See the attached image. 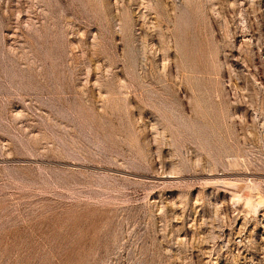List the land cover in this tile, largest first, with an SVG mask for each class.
Segmentation results:
<instances>
[{
	"label": "rangeland",
	"instance_id": "obj_1",
	"mask_svg": "<svg viewBox=\"0 0 264 264\" xmlns=\"http://www.w3.org/2000/svg\"><path fill=\"white\" fill-rule=\"evenodd\" d=\"M105 1L0 0V264H264V0Z\"/></svg>",
	"mask_w": 264,
	"mask_h": 264
},
{
	"label": "bare ground",
	"instance_id": "obj_2",
	"mask_svg": "<svg viewBox=\"0 0 264 264\" xmlns=\"http://www.w3.org/2000/svg\"><path fill=\"white\" fill-rule=\"evenodd\" d=\"M105 3H106V5H110L111 6V3H110L109 0H106ZM163 3H164L163 4L164 7H168L167 2L163 1ZM247 187H249V186H247ZM253 188H256V187H253ZM248 194H247V196H245V203L248 205V207H250L251 210L254 211V213H256L258 211V208H259L258 206H260V204H264V197L263 198L261 196L254 197L253 195H248Z\"/></svg>",
	"mask_w": 264,
	"mask_h": 264
}]
</instances>
